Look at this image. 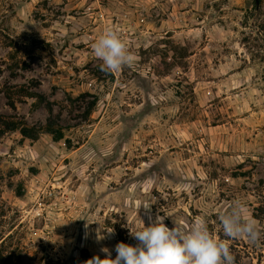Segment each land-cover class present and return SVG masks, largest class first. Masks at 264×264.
<instances>
[{"label": "rangeland", "instance_id": "374dc122", "mask_svg": "<svg viewBox=\"0 0 264 264\" xmlns=\"http://www.w3.org/2000/svg\"><path fill=\"white\" fill-rule=\"evenodd\" d=\"M108 27L134 55L111 74ZM0 115L39 132L0 125V264L114 259L158 215L228 239L237 201L261 240L234 264H264V0H0Z\"/></svg>", "mask_w": 264, "mask_h": 264}, {"label": "clouds", "instance_id": "9594fccd", "mask_svg": "<svg viewBox=\"0 0 264 264\" xmlns=\"http://www.w3.org/2000/svg\"><path fill=\"white\" fill-rule=\"evenodd\" d=\"M92 51L102 62L100 70L109 74L134 63L133 53L112 27L106 28L95 40ZM164 219L158 215L152 220L149 216V226L145 227L142 221V228L135 231L129 226V235L136 241L135 245L118 242L114 259L108 248H102L105 257L94 256L86 264H234L229 239L245 238L254 245L261 240V230L253 219L243 215L239 201L219 216L221 230L228 239L214 236L202 217H197L188 229L176 220L169 228Z\"/></svg>", "mask_w": 264, "mask_h": 264}, {"label": "trees", "instance_id": "16d2710c", "mask_svg": "<svg viewBox=\"0 0 264 264\" xmlns=\"http://www.w3.org/2000/svg\"><path fill=\"white\" fill-rule=\"evenodd\" d=\"M95 105V101L91 103V107H94ZM51 111V109H50ZM50 123V122H49ZM48 122H46L45 125V132L52 135L55 139H61L62 138V132H61V128H57L56 130H53L52 124H49ZM0 125L5 129V131H19V133L22 135L23 138H27V139H35L37 137V135L39 134V132H36L33 134V132H35V130L33 128H29L27 126H24L21 122H17V121H9V122H5L4 118L0 115Z\"/></svg>", "mask_w": 264, "mask_h": 264}]
</instances>
